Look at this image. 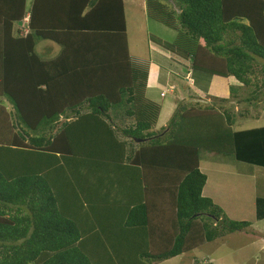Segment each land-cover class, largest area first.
<instances>
[{
	"label": "trees",
	"instance_id": "trees-1",
	"mask_svg": "<svg viewBox=\"0 0 264 264\" xmlns=\"http://www.w3.org/2000/svg\"><path fill=\"white\" fill-rule=\"evenodd\" d=\"M168 2L147 0L194 40V73L241 85L180 100L157 128L124 0H67L59 24L39 20L48 0H0V264H159L250 227L204 195L200 163L206 152L264 167V126L233 129L237 104L264 101V0ZM40 40L60 53L43 58Z\"/></svg>",
	"mask_w": 264,
	"mask_h": 264
},
{
	"label": "rangeland",
	"instance_id": "rangeland-1",
	"mask_svg": "<svg viewBox=\"0 0 264 264\" xmlns=\"http://www.w3.org/2000/svg\"><path fill=\"white\" fill-rule=\"evenodd\" d=\"M124 1L132 56L137 61H147L148 72L158 67L155 72L157 82L151 87L147 85L144 96L147 101L164 104L159 124L167 121V106L172 103L177 107V103L184 98L186 102L212 101L195 91L201 88L202 78L207 76L211 79V75L192 71L191 64L195 62L193 53L196 54L194 40L186 36L179 25L174 24L175 27L171 28L156 20L147 0ZM163 2L170 9L173 7L168 0ZM199 57L201 61H207ZM188 72L192 74L188 75ZM234 110L237 112V122L242 119L243 128L264 126V101L256 107L246 102L237 104ZM242 112L250 114L242 116ZM236 124L233 129L237 128ZM201 157L205 169L202 171L208 176L204 195L211 197L230 218L248 221L251 225L244 231L227 234L193 252L159 264H204L208 258L212 260L211 264H264V214L259 215L256 203L257 198H264V167L238 161L233 156L212 157L204 152Z\"/></svg>",
	"mask_w": 264,
	"mask_h": 264
},
{
	"label": "crops",
	"instance_id": "crops-1",
	"mask_svg": "<svg viewBox=\"0 0 264 264\" xmlns=\"http://www.w3.org/2000/svg\"><path fill=\"white\" fill-rule=\"evenodd\" d=\"M34 0H28V3H33ZM48 3H52V8L48 9L50 12H52L51 14V18L50 17H46V14H42V16L39 18V20L45 21L46 23H55V21L59 23H62V21H64L63 17H56V15L58 14V12H62L64 14V16L69 20L70 19V9L68 8V5H66L67 0H57L56 2L53 0H48ZM125 3V1H124ZM56 5V6H55ZM76 12V11H75ZM49 19V20H48ZM23 27H26L27 24L26 23H22ZM25 25V26H24ZM21 27V26H20ZM177 30H176V35H177ZM42 45V46H41ZM162 48V47H160ZM61 46L58 44H55V42L51 41V40H40L38 42L37 45V50L40 56H42L45 59H50L53 58L54 56H56L57 54L60 53L61 51ZM162 51H165V49L162 48ZM169 52V51H167ZM132 55V54H131ZM133 57V56H132ZM176 58H181L182 57H178L175 56ZM183 60V59H182ZM156 69H158V67H153V70L150 69L149 71V75H148V86H153L156 82H155V72ZM159 74V71H158ZM235 77L234 76H229V77H218L217 75H214L213 77H211V79H209L208 77H204L202 78V83H201V88H196L195 91L198 92L201 96L204 95L205 99L206 98H211V96H215V97H219V98H227L230 95V85H241V83L238 81L235 83ZM191 89V88H190ZM203 97V96H202ZM168 108V115L167 118L165 119V121L169 120V118L171 117V115L173 114L174 110L176 109V104H171L169 106H167ZM164 109V104L162 105V110L161 113ZM161 113H160V117L157 123V128H161L164 127L167 123V121L164 124H159L160 118H161ZM257 117V116H256ZM237 128L235 130H242V129H246L243 128L242 126V119H240L237 124H236ZM201 169L205 170L204 167L202 166V161H201ZM158 183V182H157ZM120 190L122 191L123 189L121 188L122 186L126 185L127 187L130 186L131 184H129L128 181H122L119 180L118 182ZM159 187L161 186L158 183ZM137 186V185H136ZM157 200L160 201V198H157Z\"/></svg>",
	"mask_w": 264,
	"mask_h": 264
},
{
	"label": "clouds",
	"instance_id": "clouds-1",
	"mask_svg": "<svg viewBox=\"0 0 264 264\" xmlns=\"http://www.w3.org/2000/svg\"><path fill=\"white\" fill-rule=\"evenodd\" d=\"M26 18L28 19V16H27ZM23 22L27 24V23H28V20H27V21L24 20ZM24 30H25V31H28L26 28H24ZM192 71H193V70H192ZM189 74L191 75L192 73L188 72V75H189ZM209 260H211V259L209 258ZM211 261H212V260H211Z\"/></svg>",
	"mask_w": 264,
	"mask_h": 264
},
{
	"label": "built area",
	"instance_id": "built-area-1",
	"mask_svg": "<svg viewBox=\"0 0 264 264\" xmlns=\"http://www.w3.org/2000/svg\"><path fill=\"white\" fill-rule=\"evenodd\" d=\"M25 20L27 21L28 19L27 18H25ZM212 263V261L211 260H206V261H204V264H211Z\"/></svg>",
	"mask_w": 264,
	"mask_h": 264
}]
</instances>
